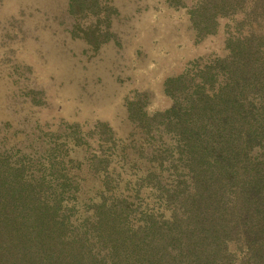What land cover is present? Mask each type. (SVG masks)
<instances>
[{
    "label": "trees",
    "instance_id": "16d2710c",
    "mask_svg": "<svg viewBox=\"0 0 264 264\" xmlns=\"http://www.w3.org/2000/svg\"><path fill=\"white\" fill-rule=\"evenodd\" d=\"M187 13L198 39L229 18L227 52L166 78L163 110L126 101L136 145L98 122L99 148L73 156L96 174L87 192L61 146L38 163L48 173L0 151V264H264V0H194ZM75 132L66 148H78Z\"/></svg>",
    "mask_w": 264,
    "mask_h": 264
},
{
    "label": "rangeland",
    "instance_id": "374dc122",
    "mask_svg": "<svg viewBox=\"0 0 264 264\" xmlns=\"http://www.w3.org/2000/svg\"><path fill=\"white\" fill-rule=\"evenodd\" d=\"M68 1L0 0V151L23 161L26 173H48L38 163L61 146L67 173L83 177V194L96 174L73 156L99 148L94 126L104 122L113 138L136 145L126 101L140 94L148 113L168 107L165 79L223 56L230 19L198 39L187 13L194 0L178 8L163 0H98V17L70 14ZM72 130L81 136L78 148H66Z\"/></svg>",
    "mask_w": 264,
    "mask_h": 264
}]
</instances>
